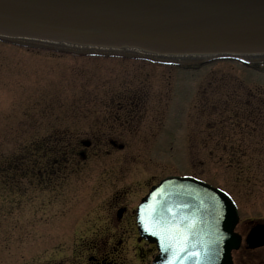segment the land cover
<instances>
[{"label":"rangeland","instance_id":"obj_1","mask_svg":"<svg viewBox=\"0 0 264 264\" xmlns=\"http://www.w3.org/2000/svg\"><path fill=\"white\" fill-rule=\"evenodd\" d=\"M52 138L48 146L68 153L64 166L60 160L63 212H54L60 201H48L52 189L42 193V212L26 199L6 202L0 209V264H24L32 244L30 219L41 215L35 225L41 230L55 213L64 217L72 207L77 210L62 218L69 230L59 256L74 254L83 238L106 230L119 208L125 209L123 219L134 216L137 201L155 181L144 173H189L231 192L243 218L264 215V69L231 61L178 69L0 44V167L23 156L28 142ZM82 141L92 145L87 159L71 162V147L82 150ZM18 180L25 189L24 179ZM8 229L15 241L2 236ZM130 235L132 240L128 233L118 237L122 244L109 264L116 257L147 264L139 259L145 248ZM130 253L138 255L135 261Z\"/></svg>","mask_w":264,"mask_h":264},{"label":"water","instance_id":"obj_2","mask_svg":"<svg viewBox=\"0 0 264 264\" xmlns=\"http://www.w3.org/2000/svg\"><path fill=\"white\" fill-rule=\"evenodd\" d=\"M0 35L155 59L206 63L230 55L263 58L264 0H0ZM172 179L144 201L141 221L148 206H155L156 220L171 229L184 219L176 205H194L192 223L210 227L214 237L215 256L208 264H228L219 242L222 234H232V204L208 187ZM184 204L181 208H188ZM160 229L148 234L158 237L153 232Z\"/></svg>","mask_w":264,"mask_h":264},{"label":"flooded vegetation","instance_id":"obj_3","mask_svg":"<svg viewBox=\"0 0 264 264\" xmlns=\"http://www.w3.org/2000/svg\"><path fill=\"white\" fill-rule=\"evenodd\" d=\"M32 146L26 147V153L23 158V164L16 162V159L11 158L9 161V169L13 170L10 173L13 181L17 183L15 178L16 175H24V179L27 180L28 184L31 186L32 180H34V189H17V193H24L26 201L31 203V206H36L40 209V212L46 207L47 197L45 199L42 198L45 191H47V186L50 184L54 185L55 192H59L60 189H57V180L59 179L60 172V163L59 156L56 151H52L53 156H49L47 151L43 146L37 147L34 151H32ZM79 155V152H76ZM83 157H85L84 153H81ZM15 183V185H16ZM34 191L36 193V200L31 199V192ZM4 192V190L0 191ZM55 201H58V195H55ZM35 201V202H34ZM36 212H38L36 210ZM37 215L32 212V217H36ZM56 218V217H55ZM123 218V216H122ZM39 219H42V216H39ZM39 220V221H40ZM33 222L32 219L28 221V225L30 227L29 236L32 238L31 243L27 247V259L24 264H91L96 260V258L92 255L98 254L101 259L104 260L107 252L98 250L96 251V247H94L95 243L92 241L84 242L81 248L74 249V254L66 256L65 259H61L60 249L62 248L59 245L60 240L62 239V232L59 230L58 221L54 220L51 223L49 228L43 227L41 230L35 229V225L39 222ZM27 223V222H26ZM110 228L115 230H123L128 227L129 221L125 218L122 222L115 221V219L111 218L109 220ZM256 225H264V217L258 218L257 220H250L244 223L240 222L236 231L242 237L241 246L233 253V264H264V245L256 248H249L244 244V239L247 233ZM125 227V228H123ZM9 230V229H8ZM10 230L3 233L2 236H6L9 239V235L12 234ZM109 236L102 237V240L97 242L100 248L107 244H112L111 251L115 250V246L118 244L115 241L116 236L119 235L120 231L117 233L111 232L108 230ZM13 236H11V239ZM110 248V246H109ZM132 259L135 261L137 259V254H130ZM108 256V255H107ZM115 264H130L123 260L117 261Z\"/></svg>","mask_w":264,"mask_h":264},{"label":"snow or ice","instance_id":"obj_4","mask_svg":"<svg viewBox=\"0 0 264 264\" xmlns=\"http://www.w3.org/2000/svg\"><path fill=\"white\" fill-rule=\"evenodd\" d=\"M171 211V209H169ZM156 212L157 209L155 206H148L145 217H144V224H145V230H151L153 228H161V224L159 221L156 220ZM176 230L178 231V226H176ZM162 231L168 232L169 229H162ZM153 234H158L156 232H153Z\"/></svg>","mask_w":264,"mask_h":264},{"label":"bare ground","instance_id":"obj_5","mask_svg":"<svg viewBox=\"0 0 264 264\" xmlns=\"http://www.w3.org/2000/svg\"><path fill=\"white\" fill-rule=\"evenodd\" d=\"M85 196H86V193H85ZM87 197V196H86ZM98 203H100L99 201H98ZM80 208V207H79Z\"/></svg>","mask_w":264,"mask_h":264}]
</instances>
